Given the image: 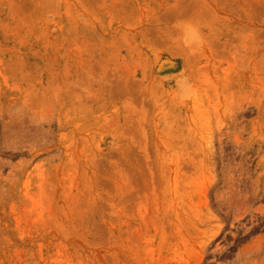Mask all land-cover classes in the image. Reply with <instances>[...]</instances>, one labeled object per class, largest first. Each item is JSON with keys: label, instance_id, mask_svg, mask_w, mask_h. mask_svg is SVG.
I'll return each mask as SVG.
<instances>
[{"label": "rangeland", "instance_id": "obj_1", "mask_svg": "<svg viewBox=\"0 0 264 264\" xmlns=\"http://www.w3.org/2000/svg\"><path fill=\"white\" fill-rule=\"evenodd\" d=\"M0 264H264V0H0Z\"/></svg>", "mask_w": 264, "mask_h": 264}, {"label": "bare ground", "instance_id": "obj_2", "mask_svg": "<svg viewBox=\"0 0 264 264\" xmlns=\"http://www.w3.org/2000/svg\"><path fill=\"white\" fill-rule=\"evenodd\" d=\"M200 87V86H199ZM176 162V161H175ZM177 165H178V163H177ZM176 167V166H175ZM34 201V200H33ZM35 202V201H34Z\"/></svg>", "mask_w": 264, "mask_h": 264}]
</instances>
